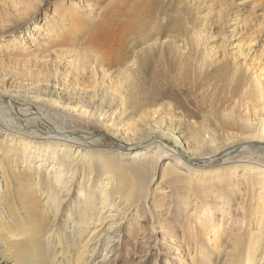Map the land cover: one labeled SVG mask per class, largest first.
Listing matches in <instances>:
<instances>
[{
    "label": "bare ground",
    "instance_id": "obj_1",
    "mask_svg": "<svg viewBox=\"0 0 264 264\" xmlns=\"http://www.w3.org/2000/svg\"><path fill=\"white\" fill-rule=\"evenodd\" d=\"M38 1L7 0L13 13L0 20V38L18 30ZM66 1L55 3L57 17L43 12L44 23L34 29L45 39L38 50L14 36L21 54L0 56V67L9 60L25 71L31 64L58 66L64 76L47 81L50 72L40 66L27 93L15 91L23 84L8 68L0 75V112L7 118L0 122V260L98 264L99 252L121 241L119 222L147 199L161 175L159 184L170 186L161 188L165 193L185 181L187 195L200 196L195 222L203 240L193 241L196 264H214L225 238L234 254L230 264H264V73L248 63L242 46L232 53L206 46L209 39L194 25L200 1L209 0H192L191 8L188 0L174 3L195 14L194 24L177 34L154 30L169 17L163 2L171 0H111L110 8L98 3L84 15L80 2ZM214 1L223 0H210L211 13ZM232 12L224 23L235 31L241 22L234 23ZM167 88L193 100L199 123L186 120L185 100ZM71 112L88 117L83 125L95 120L112 144L101 145L68 120ZM243 190L249 204L234 209L230 199ZM235 219L247 230L231 229Z\"/></svg>",
    "mask_w": 264,
    "mask_h": 264
},
{
    "label": "rangeland",
    "instance_id": "obj_2",
    "mask_svg": "<svg viewBox=\"0 0 264 264\" xmlns=\"http://www.w3.org/2000/svg\"><path fill=\"white\" fill-rule=\"evenodd\" d=\"M6 1L7 0H0V20H3L5 14L10 15L13 13V11L10 10V8L5 5ZM59 1H63V0H40L36 2L33 6L34 9L30 13V16L28 18H21L20 21L22 22V24L20 25V28L18 30L12 31L11 34L8 35L6 34L0 38V56L7 57V55H10L14 57L16 55L21 54L20 53L21 46L18 41L13 40L14 36H18V39L20 41L23 40L29 43L32 49L38 50L37 48L38 46H40L41 41L45 39L42 34L36 33L34 29H36L37 24L44 23L43 20L44 11H48L50 12L51 16L57 17L54 13V9H55L54 5L56 2ZM75 1L80 2V5L82 7L80 10L81 15H84L85 11H88L89 7L98 3L100 5H104L107 8H110L112 5L111 0H75ZM177 1L179 2V0H171L168 4L163 2V10L169 15V17L166 19L163 26L159 24V27L154 29L155 32L159 30L160 32H164V33L171 32L177 34L181 31L184 32L185 28L188 26V23H190V25L194 24L193 17H195V14L192 13L190 10L186 14L182 13L181 12L182 6L174 4ZM188 1L190 2V8L193 7L191 6L192 0H188ZM255 1L256 0H223L221 2L214 1L215 9H216L215 13H211L210 3L212 1L211 2L210 0L207 2L200 1L199 3L200 14L198 20H196L195 22L194 30L204 32V34L207 37V40L209 39L207 45L206 43L204 45L208 46L209 48H211L212 46L213 47L226 46L229 52L232 53V51L236 49L237 46H242L243 50L247 51L248 63L251 64L253 67H257L260 71L258 74L260 75L261 73H264V53H263L264 29L260 26V24H262V22L264 21V5L262 4L255 5L254 3ZM64 2L67 4L71 3V1L68 2L66 0H64ZM144 2H146V0H144ZM152 2H153L152 0H150V2L148 0L146 3H152ZM115 3H117V0L115 1ZM232 11L237 12V14L233 15V19H235L234 23L241 22L240 23L241 26L236 27L235 31H233L234 27L229 28L224 23V16L229 12L233 13ZM252 14H255L254 18H250ZM14 18L19 20L17 16ZM88 18L91 17H84L81 19L85 20ZM150 21H151L150 25L153 24L151 26L152 29V27L154 28L156 24L154 23L155 22L154 18L153 20L151 19ZM243 21H247L246 23L249 24L250 21L253 22L252 24L249 25V27L245 28L246 23ZM160 27H162L161 30ZM243 29L244 31H242ZM11 30H12L11 28H7L8 32H10ZM33 33L36 34L37 36L34 37ZM149 33L151 32L149 31ZM249 35L254 36L252 38H255V40L253 41L252 39L249 40L248 39ZM127 45L129 46L127 48L128 49L127 51H130L129 48H133L132 46L133 42H130L129 40ZM5 46L6 47L8 46L7 47L8 50L5 48ZM138 46H140V48L144 47L141 44ZM7 63L8 64L6 67L5 65L3 67H0L1 70L0 75H5L10 71H12L10 73L11 74L13 73L14 76L13 80L14 81L18 80L16 81L17 83L16 82L14 83L18 84L19 82L20 85L23 84L22 85L23 87L20 86L19 88L18 87L19 85L16 87L17 88L15 89V91L17 90L16 92H18V90L22 91V89L25 90L27 87L30 86L35 87L36 84H32L33 82L31 78L32 76L37 77L36 72L38 73L39 69L42 68L47 69L46 71L50 72V74H48V76L46 77L47 81H49L50 79L53 80L56 77L58 80L60 79L62 80L64 78V76L61 75L60 68L56 69L58 66L54 67L55 69L54 68L49 69L48 67L45 68L40 64L39 66L38 64L37 65L31 64L30 67L27 68L28 71H25L24 65L19 62L14 63V62H10L9 60ZM8 65H10V67H8ZM31 66H33V68ZM7 68L9 69L8 70L9 72L7 71ZM37 68L39 69L37 70ZM2 71L5 74L2 73ZM22 72L24 74H22ZM29 73H30V78L28 77ZM15 74L17 79L15 78ZM19 75L20 77L22 76V78H20ZM26 77L30 79L29 80L30 84L28 83V79H26ZM25 84L26 86H24ZM1 87L2 84L0 85V88ZM227 88L229 87L227 86L226 88H224L226 92L225 94L226 95L228 94L227 96L230 97L229 92L231 91L227 90ZM167 89H169L170 92L172 91V93L176 90L175 91L176 96L181 97L185 100V102L183 101V105H185L183 114H185L186 120H192L191 122L199 123L201 120L199 118H195L196 115L199 117V112L193 106L194 105L193 100L190 99L187 100L186 97L180 93L181 91L178 88H172V89L167 88ZM16 92L15 95H17ZM233 97L234 99L231 100L236 101L238 100L239 95L236 97L237 99L235 98V96ZM233 97L231 96V98ZM227 105L229 107L231 104L227 103ZM191 108H193L194 110ZM4 116L5 115L0 112V122H5V120H7V118ZM68 116H69L68 120H75L76 123L79 126H81V129L82 128L86 129V131H88L90 134L92 133L91 135H93V137L95 138L94 140H97L101 145L112 144L111 143L112 141L107 137L108 134L105 131V129L99 124H96V122L94 123L95 120L92 121V124L91 121H89L90 123H88V125H83L80 121H86L88 117H84V116L82 117L80 114H75L72 112L69 113ZM73 116L77 117V119L74 118ZM166 161H164L163 163H165ZM162 167L164 168V164ZM160 176L161 175L159 176L157 175L154 184L150 187L149 191L146 193L147 199L144 198V200L139 202V204L137 203L138 205L130 210L125 220L119 222L122 228L121 241L119 242V244L118 242L113 243L108 249V251L105 250L106 248L105 246L97 255L98 257L96 262H98V264L102 261L104 257V256L100 257L99 255H104V254H106L107 261H105V263L103 262L100 264H196L195 261L192 260V257L196 253V247H195L196 243L194 244L193 241L197 240L198 238L200 240L201 239L203 240L201 231L199 230L198 225L195 222L197 203L200 200L197 198H200V196H194L192 194L190 196L187 195L186 190L188 183L185 181L184 182L181 181L178 184L174 185L175 190H172L170 193H165V191L163 190L170 191L169 188L170 186L163 184L162 187V185L159 184L161 182ZM80 181H81V174L79 175L77 174L75 183H78ZM75 187L78 189V186H76V184ZM77 189H75L74 191L77 192ZM259 190L260 189L257 188L256 192L259 193L260 192ZM244 191L245 190L242 191L243 193L241 191H240L241 193L240 192H237V194L235 193L234 196H232V199H230L232 205H234V209H238V207H240L241 204H242L241 206L249 204L246 203L247 200L249 199L248 198L249 195L246 196L248 193L247 192L245 193ZM243 214L244 212L240 215H238L237 213L236 218L238 219L240 218L239 220H242V218H244L242 216ZM238 219H235L233 223L229 222V224L225 226H227V228H231V226H233L231 229L234 230L238 228H242L243 231L244 230L246 231L247 229L245 228L246 227L245 225L237 226L238 224H240ZM245 222L247 221L245 220ZM230 223H232L231 226ZM256 228H257V222L253 221L251 225V229L254 232H256L257 230ZM225 239L223 240L224 245L218 249L216 255H213V259L216 258L214 260V264H230L231 262L230 259H232L234 254L231 252L232 251L231 247H226ZM261 252L263 251L262 250L259 251V256L262 254ZM262 256L263 255H261L259 258H261ZM0 264H4L2 260H0ZM259 264H263V261L261 262L259 261Z\"/></svg>",
    "mask_w": 264,
    "mask_h": 264
}]
</instances>
